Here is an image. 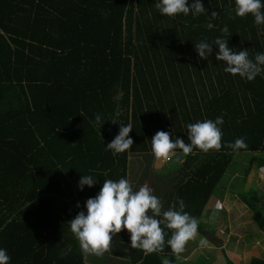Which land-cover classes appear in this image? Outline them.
I'll list each match as a JSON object with an SVG mask.
<instances>
[{
  "label": "trees",
  "instance_id": "16d2710c",
  "mask_svg": "<svg viewBox=\"0 0 264 264\" xmlns=\"http://www.w3.org/2000/svg\"><path fill=\"white\" fill-rule=\"evenodd\" d=\"M157 2L0 0V248L9 264H87L68 222L86 212L103 179H129L133 156L153 158L158 130L188 143L187 124L223 117L220 151L177 150L180 158L160 169L161 193L171 204L183 199L199 221L235 154L264 155V72L252 81L226 73L211 43L227 25L228 45L254 60L264 53V25L251 14L231 19L235 0H201L205 14L175 18L160 14ZM212 11L215 27L207 29ZM205 39L212 54L201 59L194 45ZM120 124H131L134 144L113 154L106 145ZM238 138L248 149L227 147ZM84 175L96 183L81 190ZM238 197L264 231L258 204ZM163 253L173 256L167 245ZM140 254L143 264L159 258Z\"/></svg>",
  "mask_w": 264,
  "mask_h": 264
},
{
  "label": "clouds",
  "instance_id": "9594fccd",
  "mask_svg": "<svg viewBox=\"0 0 264 264\" xmlns=\"http://www.w3.org/2000/svg\"><path fill=\"white\" fill-rule=\"evenodd\" d=\"M155 8L163 16L175 18L180 14L193 16L205 14L206 9L201 0H193L189 5L188 0H158ZM235 16L244 18L251 14L256 26L264 25V3L262 0H235ZM218 12L212 11L207 29L215 25L211 20L216 19ZM223 34L215 38L214 43L218 49L215 53L217 61L226 62L224 71L232 75H239L252 81L257 75L264 72V53H257L254 60L249 58L246 48L233 51L228 45L227 38L232 34L227 25L220 29ZM226 37V38H225ZM211 43L200 40L194 47L201 59H207L212 54ZM116 123V121H112ZM95 123L101 128L104 121L100 115L95 116ZM223 117L215 120L205 119L186 125L188 143L181 137L172 139L169 132L157 131L151 138V152L157 161L168 162L173 158L179 159L177 150L183 156L193 154L194 149L207 153L220 151L223 147V132L221 125ZM131 124H120L118 134L106 145L113 154L129 151L134 144L129 136ZM233 151L248 149L249 145L244 138H238L234 143L227 145ZM91 175L81 176L78 184L92 187L96 180ZM79 207V205H77ZM85 211L78 212L68 223L79 246L86 254L102 256L112 250L113 238L122 230L130 233V246L139 249L144 254L163 253L165 245L170 247L177 264L183 260L182 254L187 250L189 242L194 241L199 233L200 221L185 211V202L181 198L164 209L162 200L153 194V189L144 184L134 190L131 181L127 178L118 180L103 179L99 192L85 201ZM222 209L217 203L212 213L213 216ZM169 230L171 235L165 231ZM206 241H201V244ZM10 256L6 249L0 248V264H9ZM162 264H173L167 257L162 259Z\"/></svg>",
  "mask_w": 264,
  "mask_h": 264
},
{
  "label": "rangeland",
  "instance_id": "374dc122",
  "mask_svg": "<svg viewBox=\"0 0 264 264\" xmlns=\"http://www.w3.org/2000/svg\"><path fill=\"white\" fill-rule=\"evenodd\" d=\"M263 158L264 155L257 152L236 153L227 170L228 174L222 179L219 188L214 191L210 200V202L215 206L217 203L221 204L223 200L224 204L227 205H231L233 202L236 212L241 211L244 212V214L250 213L252 215V220L249 223L245 222L244 224H241L243 226H239L240 230L247 229L248 232L247 244L244 242V248H241V244L236 240L238 239L237 234L241 231H238L236 230L237 228H235L236 231L234 234L236 236L232 234L229 237L227 236L226 240L228 242L222 249L219 247H213L214 249L203 247L195 251V253L191 256L192 259H184L182 262H180V264H227V258L234 264H249V261L253 257L264 258V231H262L254 222L253 210H250L249 207L245 203L241 202L238 197L239 193H243L245 196H248L251 200L258 204L260 210L264 214V199L262 201L264 194V174L258 176L259 170L264 173ZM163 170H158V174L163 172ZM233 173H236V175L234 176ZM132 185L134 189H137L134 183H132ZM240 218L243 221L248 220L245 215ZM222 219H226V217L223 215V212L219 218H217V221L224 224L225 221ZM211 226L213 230L219 232L217 222H214L211 224ZM225 229L226 227H224L223 231H225ZM228 231L229 230L227 229L226 232ZM218 232H216V234ZM220 235L224 238L226 237L225 234ZM224 238L223 240H225ZM233 245L236 247L235 250L232 249ZM237 245L240 246L237 247Z\"/></svg>",
  "mask_w": 264,
  "mask_h": 264
},
{
  "label": "crops",
  "instance_id": "0c3cea01",
  "mask_svg": "<svg viewBox=\"0 0 264 264\" xmlns=\"http://www.w3.org/2000/svg\"><path fill=\"white\" fill-rule=\"evenodd\" d=\"M142 159L143 158H136V156H133V158H131L130 167H129V180L131 181V183H134L136 185L137 189L134 190H138V188L144 184H147L149 187H151L153 189V194L162 200L164 209H167L171 205V203L168 201L169 198H167V196L165 197L161 193L160 189L162 187V179L160 178V174H158L157 172L163 166V162L157 161L154 156L153 158L151 156V158H149L148 161H145L144 159L143 161ZM261 174L264 173H259L258 176ZM221 205H222V209L219 212H217L215 216L212 215L215 209V205L212 203H210L207 207H205L202 210V213L200 215V221L202 223L203 229L202 231L201 230L199 231L194 241L188 243L187 250L182 254L183 260L192 259L191 256L195 253V251L203 247H209L212 249L219 247L222 249L228 242L226 240L227 236L229 237L231 234L235 235L234 233L236 230L241 231L240 233L237 234L238 239H236L237 242L241 244V248H244L245 244H247V237H248L247 229L240 230L239 226H243L241 224H244L245 222L249 223L252 220L251 219L252 215L250 213L244 214V212L241 211L236 212L233 202L231 203V205H227L224 204V200H223L221 202ZM222 212L227 219V221L226 219H222L225 221L224 224L219 223L217 221V218H219ZM244 215L247 217L248 220L246 221L241 220L240 217H243ZM214 222H217V227H219V232L212 229L211 224H213ZM224 227H226L225 231H223ZM235 228L237 229L235 230ZM227 229L229 230L228 232H226ZM216 232L220 234H225L226 237L224 238L220 234L218 233L216 234ZM223 238L225 240H223ZM202 240L206 241V243L201 244ZM76 241L78 240L76 239ZM239 246L240 245H237V247ZM78 249L82 254L85 263L87 264H143L140 250L133 249L130 246V233H128L127 230H122L113 238L112 250L110 252L104 253L102 256L86 254L82 251L80 246L78 247ZM232 249L235 250L236 247L233 245ZM145 255L146 254H144V256ZM165 257L172 260L173 264L177 263L174 259V256H170L169 253H160L159 258L152 256L151 259L145 262V264H162V259Z\"/></svg>",
  "mask_w": 264,
  "mask_h": 264
}]
</instances>
